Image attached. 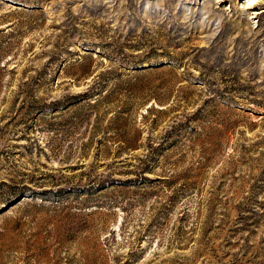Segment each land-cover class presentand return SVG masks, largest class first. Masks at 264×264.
Segmentation results:
<instances>
[{
	"label": "rangeland",
	"instance_id": "obj_1",
	"mask_svg": "<svg viewBox=\"0 0 264 264\" xmlns=\"http://www.w3.org/2000/svg\"><path fill=\"white\" fill-rule=\"evenodd\" d=\"M0 264H264V0H0Z\"/></svg>",
	"mask_w": 264,
	"mask_h": 264
}]
</instances>
